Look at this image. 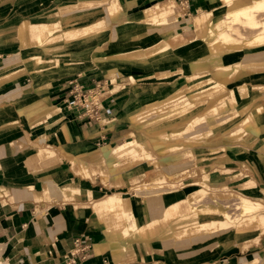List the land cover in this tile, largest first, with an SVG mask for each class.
<instances>
[{
    "label": "crops",
    "instance_id": "obj_1",
    "mask_svg": "<svg viewBox=\"0 0 264 264\" xmlns=\"http://www.w3.org/2000/svg\"><path fill=\"white\" fill-rule=\"evenodd\" d=\"M116 2L120 10L109 16L108 9ZM73 6L75 8L71 9ZM175 8L180 12L179 17H170L161 24L162 27L143 23L173 14ZM224 10L225 4L221 5L217 0H0V79L15 70H27L26 74L11 80H0L1 264H65L64 258H69L71 252H74L72 261L75 264H254L264 260V230L240 234L234 239L224 232L165 241L163 238L168 237L173 227L167 212L174 214L170 217L180 218V212L189 210L183 202L186 200L179 194L143 197L133 193L132 188L113 187L114 190L119 188L115 192L125 196L123 200L131 205L139 232L151 229V236L130 238L121 230L122 224L126 223L122 214L107 204L110 197L116 196H105L111 189L107 185L120 182L121 172L144 164L149 153L145 151L146 154L124 166L108 165L104 160L103 169L88 157L97 150L102 154L109 146L123 144L121 140L133 136L130 129L143 119L131 121V115L146 104L167 99L166 96L189 84L186 78L194 73L193 63L209 54L203 42L208 21L214 24L222 13L223 18ZM259 16L257 19L264 18ZM98 22L106 32L89 40L94 47L81 40L65 43L66 39L62 37L58 49L49 45L35 51L27 37L19 34L22 23L33 27L59 24L64 29L70 26L81 29ZM234 27L246 39L256 33V29ZM175 36H181L185 43L172 47L169 58L150 62L146 68L133 73V83H130L129 73L134 71L102 70L92 63L96 56L120 52L111 51L117 45L148 47L158 40H170ZM35 55L53 61L58 59L61 63L49 72L43 71L32 77L28 71L34 67L32 57ZM250 62H264V46L223 53L218 65L232 67L236 63ZM256 72L242 70L226 82L227 89L236 93L234 109L223 111V116H229L230 122L245 119L241 114L243 107L257 102L264 105V71ZM206 75L210 76V73ZM111 76L117 77L116 83L112 84ZM97 85L102 94L98 116L104 120V125L83 116L82 104L78 102ZM242 85L248 88L245 98H240L237 93V88ZM115 87L118 88L114 90ZM254 87L260 90H254ZM40 103L61 110L57 117L47 120L49 124L57 123L51 130H47L45 124L37 125L38 116L30 119L26 116ZM212 106L216 105L209 104L208 109ZM217 109L215 115L221 112ZM257 131L258 135L249 133L256 139L253 145L245 144L243 139L241 143L225 141L235 150L230 149L231 155L225 158L226 161L229 159L228 163L218 169L226 171L231 163L246 165L250 170L258 169L264 163V145L254 150L257 159L252 164L231 158L232 155L240 157L238 153L252 150L261 138L264 139V112ZM239 148L241 150L237 151ZM179 150L176 152H183ZM41 152L46 155L39 158ZM176 152L171 164L175 167L162 170L167 176L174 175L177 184L186 178L179 172L189 158L182 160ZM193 152L195 155L197 151ZM67 154L74 158L70 159ZM79 162L90 169L89 176ZM205 166L196 169L205 171ZM218 171L211 173L219 175ZM159 175L163 176L162 173ZM125 179L136 180L127 176ZM250 181H243L241 186ZM252 181H258V177ZM210 184H220L219 189L226 187L218 180ZM74 189H81L83 194ZM86 192L93 195L86 196ZM72 195L80 198L71 201ZM227 238H230L229 242H226ZM243 244H246L245 249L241 250Z\"/></svg>",
    "mask_w": 264,
    "mask_h": 264
},
{
    "label": "bare ground",
    "instance_id": "obj_2",
    "mask_svg": "<svg viewBox=\"0 0 264 264\" xmlns=\"http://www.w3.org/2000/svg\"><path fill=\"white\" fill-rule=\"evenodd\" d=\"M218 1H222L223 4H225L224 17H218L217 22H215L214 24H210L208 19H206V22L208 21V26L204 32L205 36L203 42L206 45L209 54L206 58L193 63L195 74L186 78V81L189 84L182 89L169 94L167 96L169 98H167L165 101L161 99L142 106L137 110L136 114H133L129 117L131 121H135L139 116H142L148 112L151 113L153 111H158L161 112V114H165L166 118H168L167 121L165 120L163 122V126L172 127V133L170 135H166L165 133H157L154 136L158 137V140L160 141L144 143V145L148 148L152 147L153 149H160L164 145L166 148L174 147V149H178L183 145H192V143L184 139L185 137L203 138L209 136L211 134V128L208 127V125L211 127H213V125L217 126L218 124L227 122L230 117L222 116L220 119H213L214 123L210 122V116H208L207 114L215 112L216 108L214 106L210 107L209 109H204L205 111L202 114H200L199 109L187 113L185 111V108H187V106L190 104L189 100L187 99L189 98L191 100H199L202 98H208L211 100L209 104H212V102L216 103L220 101L221 98H223L222 94L225 91L224 85L230 79H233L236 73L242 70L247 72L264 71V62L236 63L232 67H223L221 65H218L220 55L223 53H230L233 52V50L240 51L242 49H254L264 46V19H257L259 15L264 13V0ZM70 8L73 9L75 8V6ZM119 10V4L116 2L110 6V8L108 9V14L109 16H113ZM148 12L151 13L152 11ZM170 17L176 18L179 17V15L178 13L174 16L173 14L161 15L156 19L151 18L150 21H144L143 23L156 26L160 25L162 27L161 24H165ZM234 25H239L251 30L256 29V33L252 37L246 39L239 32L238 28L234 27ZM105 29L106 28L102 24H99V22L96 25L88 26L86 28L75 29L70 26L69 28H66L64 30L60 29L59 24L33 27L29 24L22 23L19 27V34L21 36L23 35L27 37L32 50L38 51L46 44L51 43L52 39H62V37H64L66 39L64 40L65 43L86 39L90 40L96 38L97 35L102 33ZM183 43H185V41L182 40L181 36H175L170 40H158L148 47H134L125 51L114 52L109 56H96L92 59V63L94 66L101 68L102 70L111 68H115L117 70L137 68V70H142L149 66L147 64H149L150 62L152 64V62L154 61L169 58V50L174 47L175 44ZM32 62L34 67L32 70L28 71L32 77H37L43 71L49 72L58 67L61 63L58 59L53 61L39 55L33 56ZM205 65L207 67L202 70V66ZM26 71V68L15 70L14 72L7 73L0 80H2L1 82L11 80L22 74H26ZM205 72L211 73L212 77H206V74H204ZM199 78L201 79L194 82L195 79ZM133 81L134 78L131 75L130 83H133ZM237 93L240 98H245L248 93L247 86H239L237 88ZM213 98L214 100H212ZM233 101L236 102V93L233 96ZM258 105L259 106L254 107L251 111L249 110L247 112L248 114L246 118L243 121H239V123L233 127L235 129L228 133L227 138H243L248 133L253 135H256L258 133V123L264 112V105ZM60 112L61 110L59 107L40 103L35 108L27 112L26 116L29 119L38 116L39 120L37 125H40V123L44 120L57 117ZM177 112L179 115L170 118L171 116L177 114ZM195 112H199L197 116H194ZM183 121L186 123L183 125H178ZM55 126V123L47 124L46 128L48 130H51ZM147 134L148 132L144 130L141 131L140 135L144 138H150ZM167 138L171 139V141L168 143H164L163 140ZM254 140V138H250L248 140H245L244 142L245 144L253 145ZM208 142L215 143L217 142V138L211 139ZM141 148V145L136 142V140L131 139L124 141V143L121 145H112L105 148L104 154L102 153L103 155L99 150H97L89 154L88 157L93 164L99 165L102 169L104 161L103 159H107L109 157L121 159L120 165L124 166L125 164L136 161L141 157ZM45 155V153L41 152L38 154V157L41 158ZM68 157L70 159L74 158V156L71 155H68ZM184 157L185 156L182 155L179 156V158L182 160L185 159ZM79 164H81L85 174L89 176L90 169L87 167V165L82 162H79L78 165ZM161 178V176H156L153 180L157 181ZM76 191L83 194L81 189L80 191ZM153 191H155L154 187L144 186L143 184L136 185L133 189V192L136 195L143 197H148V194ZM89 194L93 195L90 192L85 193L86 196H88ZM115 195L116 196H112L107 200V204L117 209L124 217L127 225L126 223L122 224L121 230H124V232L126 231L127 234H129V237L132 239H142V237L151 236V229L145 230L143 233L139 232L133 215V211L131 210V205L123 200V198L120 196V193ZM74 196L76 195H72L71 197L73 198ZM183 196L186 200L193 204L194 209L193 212H191V216H189V212H180L181 219L195 217L196 221L194 220V223H198L203 227L206 226V231L204 233H197L190 236H168L163 238V240L165 239V241L184 240L191 237L213 235L222 230L230 228H233L235 234L258 232L259 230L264 228V204L259 201L251 200L246 196H237V198H235L237 202L235 203L233 208H230L231 205H228L225 201L218 199L212 202H204L203 199H205V196L201 194L200 190H196L195 192L188 195L184 194ZM162 211L163 207L161 210V214ZM170 213V211L167 212L168 217L174 215ZM181 226H184V224L178 225L176 233H181V229H179L182 228ZM229 241L230 238H227L226 242ZM261 263V261H258L254 264Z\"/></svg>",
    "mask_w": 264,
    "mask_h": 264
},
{
    "label": "rangeland",
    "instance_id": "obj_3",
    "mask_svg": "<svg viewBox=\"0 0 264 264\" xmlns=\"http://www.w3.org/2000/svg\"><path fill=\"white\" fill-rule=\"evenodd\" d=\"M72 1H82V0H72ZM219 2L221 3V5L223 4L222 1H219ZM178 12H179L178 8H175L173 16L176 15ZM179 14H180V12L178 13V15ZM209 16L211 17V14H209ZM221 16H223V13L221 14ZM261 17H264V14L259 16V18H261ZM60 29L64 30V28H62L61 26H60ZM105 32H106V30H103V32L98 34L97 37L102 36ZM81 41H84V43L88 42L89 43L88 46L94 47V44L89 42V40H87V39L81 40ZM61 43H62V41L60 38L52 39L51 43L46 44L45 47L50 45V46H52V47L54 46L56 49H58V47L60 46ZM176 45H180V44H175V46ZM131 47H132L131 45H124V46H118L117 45V47L114 46L113 50H111V51H114V50L121 51V50H125V49L131 48ZM234 51H236V50H233V52ZM107 53H108V51H107ZM91 55H93V57L95 56L94 53H92ZM202 67H203L202 70H204L205 67H207V66L205 65ZM122 70H124V69H120V71H122ZM124 71H134L131 74L129 73V76H131L133 73L139 72V69L138 70H137V68L136 69H128V70H124ZM208 73L205 72L204 74H208ZM193 74H195V72ZM206 77L211 78L212 77L211 73H210V76L206 75ZM110 79H111L112 84L117 82L116 76H111ZM200 79L201 78L195 79L194 82L198 81ZM230 80H232V79H230ZM224 86H225V91L222 94L223 98H221V100L216 102V103L212 102L213 105H216V106H214L215 108H219V110L217 109V111H221V112L218 113V115L214 114V113H216V111L213 113L207 114L208 116H210L212 114V116H210V119H212V121H210V122H212V123H214L213 119L217 120L223 116L224 109H229V108L234 109V106L236 104V102L233 101V96L235 95V92L232 90H228L226 87V84ZM117 88L118 87H115L114 90H116ZM254 90H260V89L255 87ZM162 100L165 101L166 98H164ZM187 100H189L190 104L187 106V108H185V111L187 113H189V112H192L196 109H199L200 114H202L205 111L204 109L209 107V104L207 105V102L211 101L208 98H202L199 100H191L188 98ZM212 100H214V98ZM254 105H256V106H254ZM254 105L251 104V105H247L246 107H243L241 114H243L246 118V116L248 114L247 112L249 110L251 111L254 107L259 106L258 102H257V104H254ZM199 112H195L194 116H197ZM177 115H179L178 112H177V114L171 116L170 118H173L174 116H177ZM138 118H143V119L138 121L137 122L138 125L133 126L132 130L130 129V131L133 132V136H129L127 139H122L121 142L128 140V139H132V140L134 139L142 147V146H144V143H146V142L160 141V140H158L159 139L158 137L154 136L157 133H165L166 135H170L173 131L172 127H164L163 126V122L165 120L167 121L168 118H166L165 114H163V113L161 114V112H158V111H153L151 113L148 112L142 116H139ZM235 120H237V118ZM235 120H233V121H235ZM230 121L231 120H228L227 122L222 123V124H218L217 126L213 125V127L208 125V127L212 128V129H211V134L207 137H203V138L185 137L184 139L189 141L190 143H192V145H189V146L183 145L180 148H178L180 150L182 149L183 152H176V151H178V149H174V147L173 148H171V147L166 148L164 145L160 149H155V148L153 149L152 147L151 148L142 147L141 148V150H142L141 154L144 155L145 151H146V153H149V155L148 154L146 155L147 161L144 164H136V165L132 166L131 168H129L128 170L121 172L122 179L118 183H114V184L112 183L110 185H107L111 189L109 190L110 192L105 194V196L110 195V194H119V193L115 192L119 188H115L116 190H114L113 187H120V188L124 187V188H127L128 190L130 188H132L130 190L133 192V186L138 185V184H143L144 186L154 187V189H155V191L150 192L148 194V196L159 195V194H163V193H169V194H179L180 198L185 199V197L183 196L184 194L188 195V194L195 192L196 190H200L201 194L203 196H205V199H203L204 202H212V201L218 199V200L225 201L226 204H228V205H231L230 208H233L235 203L237 202V200L235 199V198H237V196H246L251 200L259 201L262 204H264V163L263 164L261 163V165L258 166V169L253 168V170L252 169L250 170V168L247 167L246 165L244 167V165H242V164H241L242 166L241 165L239 166L238 164H235V163L228 164L229 167H227L228 169H226V171H225V169L224 170L218 169V167H222V166L226 165L225 162L229 161V159H227V161H226L225 158H226V155L227 156L231 155L232 152H230V149L232 148L231 150H235L234 147L231 146V148H230L229 146H227L225 141H230L231 143H236L237 141H239L241 143L242 139L248 140L250 138H254L253 136H250L249 133L246 134V136H244L243 138L242 137L227 138L228 133L231 132L232 130H234L235 128H233V127L239 123V122H230ZM54 123L57 124L56 122H54ZM185 123L186 122L183 121V122H180L178 125H183ZM229 123H230V126H228ZM42 124H45L47 126V124H49V123L47 122V120H44L40 123V125H42ZM144 130L148 132L147 135L150 138H144V137H141L139 135V134H141V131H144ZM212 135L215 136L213 138H217V142H215V143H209L208 142L209 140L212 139ZM256 135H258V133ZM145 137H147V136H145ZM167 139L163 140V142L168 143L171 141V139H168V140ZM260 140L261 141L252 150L244 151V153H238L240 155V157H238V156L235 157L232 155L231 158L234 159L235 161H239V162L242 161V159H243V160L248 161L249 164H252L253 160L257 159V157H256L257 153H255L254 150H258L259 148H262V146L264 145L263 144L264 139L261 138ZM140 141H143V142H140ZM173 141H175V140H173ZM121 142H119V143H121ZM210 144H213L214 146L210 145ZM193 150L197 151L195 155H194ZM211 150H214V151H211ZM238 150H241V148L237 149V151ZM175 152L179 156L180 155L185 156L184 157L185 159L189 158L188 159L189 162L182 165V167H184V169H182L181 172H179V174H181L183 172L184 175L181 177H184V178L186 177V178L180 182H177V184L174 183L176 181V179H173L174 175L167 176V175H165V173L162 170V168L164 169L165 167H175V166L171 165L174 163L172 158L175 157V155L173 154ZM172 155H174V156H172ZM160 156H168L167 158L169 160L167 162H164L163 160L167 159V158H161ZM113 158L109 157V158L103 159V160H105L106 163L108 162V165L120 164L121 159H116L115 157H113ZM221 160H223V162ZM166 163H168V166L166 165ZM205 165H207V166H205ZM176 166H178V165H176ZM199 166H205V168H203L205 171H203V170L197 171L196 167H199ZM214 170H219L217 172V173H219V175L216 173H211ZM221 171H223V172H221ZM158 173L163 174V176H161L162 178L160 180H157V181L153 180L155 178V176L158 175ZM208 174H209V176H208ZM126 176L129 178L135 177L136 180L135 181H129V179L126 180L125 179ZM228 176H230L231 179L228 180L227 179ZM255 177H258V181H256L254 183L252 180L253 179L255 180ZM178 178H180V175L178 176ZM217 180L222 182V183H225L226 187L219 189V186L221 183L218 185L210 184L211 182L217 181ZM248 180H251L250 181L251 183L250 182L247 183L244 187L241 186V183L243 181H248ZM150 183H152V184H150ZM148 184H150V185H148ZM121 197L124 198L125 196H121ZM78 198H80V196H74L71 201H74ZM183 202L188 205L189 210H187L186 212H189V214H190L189 216H191L192 215L191 212H193V209H194L193 204H191L188 200L183 201ZM232 212H236V211H232ZM263 212H264V209H263ZM38 213H40V212H38ZM168 218H169V220H172V222H173V227L171 228L172 232L168 233V236H173V237L190 236V235L197 234V233H204L206 231V226L203 227L198 223H194V220L196 221L195 217L183 218V219H181V217L180 218L168 217ZM190 222H192L193 224ZM182 224H184V226H181L182 228H179V229H181V233L180 234L176 233L178 225H182ZM261 230H264V228H262ZM224 232L226 233V235L230 236L231 239L238 238L240 236V234H235L233 228L222 230V231H220L214 235H218V234H221ZM245 245L246 244L240 245V249L241 250L245 249ZM261 262H262L261 264H264V260H262Z\"/></svg>",
    "mask_w": 264,
    "mask_h": 264
},
{
    "label": "built area",
    "instance_id": "obj_4",
    "mask_svg": "<svg viewBox=\"0 0 264 264\" xmlns=\"http://www.w3.org/2000/svg\"><path fill=\"white\" fill-rule=\"evenodd\" d=\"M179 5L181 10H183L184 8H182L181 3ZM97 88L98 85L94 90L89 91L86 95L82 96L78 102L82 104L83 116L93 119L98 125H104V120L100 119L98 116L99 99L102 97V94ZM75 242L77 243L78 241L76 240ZM72 256H74V252L70 253L69 258L65 256V264H75L72 261Z\"/></svg>",
    "mask_w": 264,
    "mask_h": 264
}]
</instances>
